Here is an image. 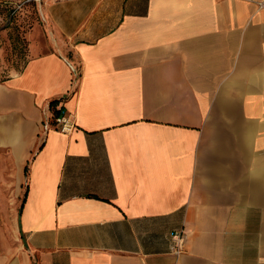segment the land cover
I'll return each instance as SVG.
<instances>
[{"label":"crops","instance_id":"obj_1","mask_svg":"<svg viewBox=\"0 0 264 264\" xmlns=\"http://www.w3.org/2000/svg\"><path fill=\"white\" fill-rule=\"evenodd\" d=\"M42 11L49 51L0 84V206L27 185L0 264H264V0Z\"/></svg>","mask_w":264,"mask_h":264},{"label":"rangeland","instance_id":"obj_2","mask_svg":"<svg viewBox=\"0 0 264 264\" xmlns=\"http://www.w3.org/2000/svg\"><path fill=\"white\" fill-rule=\"evenodd\" d=\"M43 0H0V84L11 78L16 72L22 71L31 58V45L40 47L38 53L45 54L49 51L47 39L49 31L42 11ZM264 168V154L258 158ZM8 190H4L7 206H0V230L6 229L2 220L7 213L11 217V231L17 233V220L23 203L27 185H19L16 174L8 175ZM261 210H264V191L260 189ZM264 220V214H263ZM264 232V223H263ZM9 239L15 246V239ZM17 241V240H16ZM17 244L22 245V240Z\"/></svg>","mask_w":264,"mask_h":264},{"label":"built area","instance_id":"obj_3","mask_svg":"<svg viewBox=\"0 0 264 264\" xmlns=\"http://www.w3.org/2000/svg\"><path fill=\"white\" fill-rule=\"evenodd\" d=\"M57 124L56 127L59 129V131L63 134H70L76 129V123L71 120V118L66 114L63 113L59 118L56 120ZM184 237L185 232L184 231H178L173 235V241L176 245L175 247V253L178 254L182 251L183 245H184Z\"/></svg>","mask_w":264,"mask_h":264},{"label":"trees","instance_id":"obj_4","mask_svg":"<svg viewBox=\"0 0 264 264\" xmlns=\"http://www.w3.org/2000/svg\"><path fill=\"white\" fill-rule=\"evenodd\" d=\"M61 102H62V100H53L50 102L49 106H51L53 116H52V119L48 123L52 124L53 126H56L57 118H59L64 113V110L62 108H59V105ZM25 170H26V175H28L27 168Z\"/></svg>","mask_w":264,"mask_h":264},{"label":"water","instance_id":"obj_5","mask_svg":"<svg viewBox=\"0 0 264 264\" xmlns=\"http://www.w3.org/2000/svg\"><path fill=\"white\" fill-rule=\"evenodd\" d=\"M20 213H21V209H20V212H19V217H20ZM24 244L26 245V243L24 242Z\"/></svg>","mask_w":264,"mask_h":264}]
</instances>
